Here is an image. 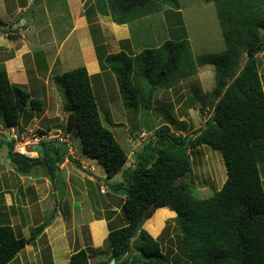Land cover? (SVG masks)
Instances as JSON below:
<instances>
[{
	"label": "trees",
	"instance_id": "trees-1",
	"mask_svg": "<svg viewBox=\"0 0 264 264\" xmlns=\"http://www.w3.org/2000/svg\"><path fill=\"white\" fill-rule=\"evenodd\" d=\"M203 1L216 5L226 49L196 58L180 0H88L85 4L89 20L93 16L110 17L117 25L131 27L162 13L167 21L168 38L159 46H145L136 55L127 52V40L122 41L117 53L106 54L104 47L97 45L101 68L116 76L126 109L152 110L160 89L175 88L197 75L200 67L212 65L215 69L216 86L206 94L208 102L203 101L213 109L211 117L186 136L167 124L158 127L154 139L136 154L133 167L124 169L129 156L106 126L121 124L114 123L109 115L101 118L87 68H75L54 78L55 86L64 94L63 110L70 115L63 130L76 131L84 156L103 166L104 180L122 195L126 223L114 226L109 222L112 211L106 213L107 244L114 264H169L160 241L139 224L144 216L156 210L159 214L163 208L176 213L188 264H264V84L257 58L264 51V0ZM29 105L35 112L44 108L40 99L11 83L1 65L0 121L20 127ZM204 145L221 152L227 171L222 188L208 198L198 194L190 155L191 150ZM8 146L9 160L21 174L30 175L34 168H40L54 180L67 159L80 166L66 144L43 143V152L35 158L14 153L12 142ZM120 173L121 182H110ZM43 227L26 238L10 224L0 225V264H11L35 242ZM89 261L85 250L70 258V264Z\"/></svg>",
	"mask_w": 264,
	"mask_h": 264
},
{
	"label": "rangeland",
	"instance_id": "rangeland-1",
	"mask_svg": "<svg viewBox=\"0 0 264 264\" xmlns=\"http://www.w3.org/2000/svg\"><path fill=\"white\" fill-rule=\"evenodd\" d=\"M180 3L194 57L223 52L226 49V44L216 5L213 2L206 3L203 0H180ZM63 9L66 11V7ZM40 11V8L35 11L37 18L35 22L37 23L39 20L43 22L42 24L48 25L49 20L43 18L45 12ZM65 11L62 10L61 12ZM63 16L64 18L65 16L68 17L67 14ZM102 21L114 24L106 17L102 18ZM166 24L164 15L160 13L145 20L137 21L131 27L129 26L134 43L133 48L136 52L142 51L147 45H161L168 38ZM39 26L41 25L39 24ZM55 29V36L59 38V41L68 33V28L63 26H57ZM96 32L95 36L101 40L102 35L99 28ZM110 36L111 33L108 38ZM77 42H79L77 36L69 42L68 46L73 52L72 57L68 59L67 55L64 54L62 56L66 60L64 70L50 78L52 91L48 89L49 92H47L44 79L39 81L35 75L30 76V80L33 79L32 84L24 86L23 89L29 92L32 98L41 101H46V97L50 95L51 98L47 99L51 105V110L49 109L50 112L45 116L44 110L35 112L29 105L24 110L21 119V124L24 127H39L42 130L63 129V125L69 120L70 115L63 110L65 100L63 91L55 86L54 78L75 68L86 67L83 66V59L78 54L80 50ZM110 44V49L115 50L113 40H110ZM257 58L261 80L264 84V51L259 52ZM246 59L247 56L244 61ZM208 68L213 69L211 78L204 75ZM91 79L101 118L105 120L104 118L109 115L114 123L121 124L117 127L107 124L106 126L110 128L129 156V161L124 167L125 170L134 166L137 161L136 154L144 150L145 143L154 139L155 130L158 127L167 124L175 133L186 136L203 126L213 112L208 103L206 105L203 103V101L208 102L206 94L210 93L216 86L215 69L212 65L198 68L197 75L188 77L173 89H160L154 97L152 110H146L142 107L126 109L116 76L111 71L107 70L103 75H94ZM37 86L40 89H37ZM71 132L72 151L70 155L80 162V166L83 161L95 164V172L83 170L82 166L66 160L57 170L54 180L47 177L40 168H34L30 175L26 174L28 172L19 173L8 157L10 139L0 135V207L6 208L5 211H0V225L7 224L8 212H11V209L15 210L18 215L13 223L14 228L23 236L26 234L31 236L35 232V227L43 225L42 230L36 235L35 242L30 246H33V249L37 251V258H45L44 262L49 261V258L51 259L54 238L59 235L63 227L69 229L73 225L71 222L73 216L76 217L79 228L85 234L83 244L88 243L90 236L87 220L111 212L110 207L116 206L120 210V213H117L114 226L126 223L122 207L120 208L121 199L111 195L114 191L102 178L105 176L103 166L84 156L80 138L76 135L75 130ZM43 150L42 145H36L32 148V151L37 155ZM190 155L193 178L198 188V194L202 198L211 197L222 188L227 179L222 154L220 151L204 145L191 150ZM261 176L264 181V165L261 169ZM88 178H92V181ZM121 181L122 173L110 182ZM102 189L107 190L108 192H104L107 194L102 193ZM10 204L13 206L11 209L9 208ZM156 211L147 218L142 228L150 234H155V236L151 235L160 241L163 253L169 256V264H188V254L181 244V234L175 222L176 213L175 215H167L164 210H158L159 214H155ZM57 215L59 217H56ZM27 221L31 225L29 232H26ZM46 225L49 229L44 233ZM86 234L88 235L86 236ZM67 235L70 239L72 231H68ZM60 237L61 239L57 238V246L54 245V247L56 252L60 254L57 258L59 264H63L61 261L65 260V256L62 258L61 254H64L65 251L62 243L67 241L65 235ZM80 246H82V240L78 237L76 250ZM106 246L105 243L104 247ZM111 260L112 258H109L108 261L104 259L101 264H111ZM91 264H96L95 257H92Z\"/></svg>",
	"mask_w": 264,
	"mask_h": 264
},
{
	"label": "crops",
	"instance_id": "crops-1",
	"mask_svg": "<svg viewBox=\"0 0 264 264\" xmlns=\"http://www.w3.org/2000/svg\"><path fill=\"white\" fill-rule=\"evenodd\" d=\"M87 1L88 0H0V21L6 25L0 24V66L4 65L12 84L19 85L22 88L31 85L33 79L30 80V76L33 74L39 81L44 79L47 92H49L48 89L52 91L50 78L53 77L54 74H59V72L64 70V62H66V60L62 58L64 54L67 55L68 59L72 57L73 52H71L72 49L69 48L68 45L75 36H77L79 41L77 42L80 50L78 54L80 58L83 59V66H86L91 77L94 75H103V73L107 72V70H102L101 68L97 52L98 44L104 47L106 54H110L119 52L123 46L122 41L127 40L130 42L127 46L128 53L130 52L131 55H136L140 52H136L133 48L134 43L128 25H115L110 17L106 18H109L114 24L103 22V16H93L89 20L85 15V4ZM65 7L66 11L63 9ZM38 8L41 9L40 12H45L43 18L49 20L47 22L48 25L42 24L43 22L39 20L37 23L35 22L37 19L35 11ZM51 10L56 14L50 12ZM62 10L65 12H61ZM65 14L68 15V17L65 16L66 19L63 16ZM39 24L41 26H39ZM57 26L68 28V33L60 41L59 38L55 36V28ZM98 28L102 35L101 40L95 36ZM17 29L18 31L16 33L10 32ZM166 31L168 33V29H166ZM110 33L112 38L111 36L108 38ZM10 35H16L17 38L12 39ZM110 40H113L115 50L110 49ZM39 86H37V89H40ZM47 98H51L50 95L46 97V101L42 100L44 103L43 113L45 116L48 115L51 110V105ZM102 178L104 179L105 176H102ZM88 179L92 181V178ZM111 195L121 199V208L122 196L115 192ZM11 207H13L12 204H10L9 208L11 209ZM5 209L6 208L3 206L2 208L0 207V211H5ZM163 209H165L164 212H166L167 215H175V212H170L168 208ZM110 211H112L113 214H111L109 222L114 225L117 220V213H120V210L116 206H113V208L110 207ZM8 213L7 224L14 227V220L18 215L13 209ZM56 217H59V215ZM28 222L29 221H27V223ZM71 222L73 224L71 228L68 229L66 227V229L63 227L59 235L52 241L53 250H51V252L53 253L49 261L44 262V257L37 258V251L33 249V246L27 245L11 264H59L57 258L60 254L56 252L54 245H56V241H58L57 238L61 239L60 236L63 235H65L67 241L66 243H62L63 250L65 251L64 254H61L62 258L65 256V260L61 261L63 264H70L71 256L80 250H85L89 256L95 257L96 264L103 263L104 259L108 261L109 258H112L109 245L107 244L109 222L107 221L105 213L103 216L93 217L91 220H87L90 231L87 244H83L85 234L79 228L75 216H73ZM30 227L31 225L28 223L26 232H29ZM48 229V227H45L43 232L46 233ZM70 230L72 231V235L69 239L67 232H70ZM151 234L155 236L154 233ZM87 235L88 234H86V236ZM24 237L29 238L30 235L26 234ZM78 237L82 240V246L76 250L78 247ZM105 243L107 244L106 247H104ZM92 257H90L89 264H91ZM111 264H113L112 260Z\"/></svg>",
	"mask_w": 264,
	"mask_h": 264
},
{
	"label": "built area",
	"instance_id": "built-area-1",
	"mask_svg": "<svg viewBox=\"0 0 264 264\" xmlns=\"http://www.w3.org/2000/svg\"><path fill=\"white\" fill-rule=\"evenodd\" d=\"M0 135L8 137L13 143V152L28 158H33L37 153L32 151L33 146L42 145L46 142L66 144L69 153L72 151V134L63 129L42 130L39 127H9L0 122ZM38 156V155H37ZM84 170L95 172V165L86 161L81 163ZM102 192H106L103 190Z\"/></svg>",
	"mask_w": 264,
	"mask_h": 264
},
{
	"label": "clouds",
	"instance_id": "clouds-1",
	"mask_svg": "<svg viewBox=\"0 0 264 264\" xmlns=\"http://www.w3.org/2000/svg\"><path fill=\"white\" fill-rule=\"evenodd\" d=\"M204 75H207L209 78H211L212 76H213V69H211V68H208L207 70H206V73L204 74ZM0 122H2V123H4L3 121H0ZM5 124V123H4ZM6 125V124H5ZM18 127V126H17ZM20 127H24L22 124L20 125ZM24 128H26V127H24ZM70 154V153H69ZM22 156V155H21ZM38 156H39V154H38ZM38 156H36V157H38ZM33 158H35V157H33ZM68 160V159H67ZM95 165V164H94ZM82 166V165H81ZM80 166V167H81ZM83 169V168H82ZM84 170V169H83ZM103 190H105V189H102V191ZM106 192H108L107 190H105ZM102 193H104V192H102ZM104 194H107V193H104ZM47 228V227H46Z\"/></svg>",
	"mask_w": 264,
	"mask_h": 264
},
{
	"label": "water",
	"instance_id": "water-1",
	"mask_svg": "<svg viewBox=\"0 0 264 264\" xmlns=\"http://www.w3.org/2000/svg\"><path fill=\"white\" fill-rule=\"evenodd\" d=\"M35 1V0H33ZM148 217L144 216L141 220H140V227H143V225L145 224L146 220H147ZM138 235V234H137ZM136 235V237H137ZM113 264L115 263V260H112Z\"/></svg>",
	"mask_w": 264,
	"mask_h": 264
}]
</instances>
